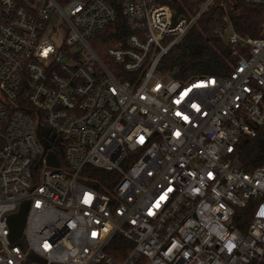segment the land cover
Wrapping results in <instances>:
<instances>
[{
    "label": "built area",
    "instance_id": "obj_1",
    "mask_svg": "<svg viewBox=\"0 0 264 264\" xmlns=\"http://www.w3.org/2000/svg\"><path fill=\"white\" fill-rule=\"evenodd\" d=\"M181 1L0 0V264H264V164L239 160L264 127V37L229 24L230 74L179 80L161 61L211 3ZM119 11L130 34L103 57L91 39Z\"/></svg>",
    "mask_w": 264,
    "mask_h": 264
},
{
    "label": "trees",
    "instance_id": "obj_2",
    "mask_svg": "<svg viewBox=\"0 0 264 264\" xmlns=\"http://www.w3.org/2000/svg\"><path fill=\"white\" fill-rule=\"evenodd\" d=\"M208 1L182 0L173 3V6L179 14L190 17L196 15ZM229 24L241 35L264 37V4H252L244 0H211L188 34L164 56L160 68L165 72H176L179 80L206 75H229L237 62L234 47L224 37ZM129 34V26L119 11L117 19L91 39V45L105 57L108 48L125 43ZM239 160L246 171H253L264 164V127L259 129L255 138L244 145L239 152ZM109 174L101 169H94L95 179L89 184L101 191H107L111 186L106 182ZM256 205L255 199H251L238 210L240 215L236 222L242 231L251 221ZM114 244L121 249L122 244L128 250L132 247L121 236L116 237ZM109 252L117 260L125 254L116 253L114 249H109Z\"/></svg>",
    "mask_w": 264,
    "mask_h": 264
},
{
    "label": "water",
    "instance_id": "obj_3",
    "mask_svg": "<svg viewBox=\"0 0 264 264\" xmlns=\"http://www.w3.org/2000/svg\"><path fill=\"white\" fill-rule=\"evenodd\" d=\"M172 76H176V72L171 73ZM41 128L38 129L39 131V137L44 143L45 151L50 147V143L44 136V134H48V130L46 132L44 130H40ZM48 163L52 166H59V161L53 152H49L48 155ZM28 202H25L21 205L20 210L15 213L10 215L9 217V225L11 228V234L10 238L12 241H16L22 234V231L25 226V221H26V215H27V210H28Z\"/></svg>",
    "mask_w": 264,
    "mask_h": 264
},
{
    "label": "rangeland",
    "instance_id": "obj_4",
    "mask_svg": "<svg viewBox=\"0 0 264 264\" xmlns=\"http://www.w3.org/2000/svg\"><path fill=\"white\" fill-rule=\"evenodd\" d=\"M230 35H231V31H230V30H229V31H226V32H225V36H224L225 39L228 40L229 37H230ZM53 148H55V147H53ZM58 149H59V148H58Z\"/></svg>",
    "mask_w": 264,
    "mask_h": 264
}]
</instances>
